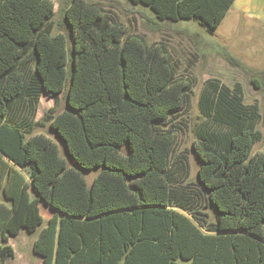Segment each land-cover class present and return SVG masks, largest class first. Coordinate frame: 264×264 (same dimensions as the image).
Instances as JSON below:
<instances>
[{"label": "trees", "instance_id": "16d2710c", "mask_svg": "<svg viewBox=\"0 0 264 264\" xmlns=\"http://www.w3.org/2000/svg\"><path fill=\"white\" fill-rule=\"evenodd\" d=\"M129 1L210 33L234 2ZM54 5L0 0V264L14 256L10 237L43 224L40 201L53 210L33 243L42 264H264V152L249 153L255 134L239 129L223 151L194 143L200 189H185L175 173L187 174L188 164L175 159L169 120L187 104L191 80L177 74L164 44L129 33L85 0L65 8L68 46L65 34L52 33ZM28 57L53 100L49 127L78 169L49 137L32 134L38 121L20 122ZM61 95L66 109L58 111ZM94 167L88 185L82 171Z\"/></svg>", "mask_w": 264, "mask_h": 264}, {"label": "rangeland", "instance_id": "374dc122", "mask_svg": "<svg viewBox=\"0 0 264 264\" xmlns=\"http://www.w3.org/2000/svg\"><path fill=\"white\" fill-rule=\"evenodd\" d=\"M53 1L52 33L65 34L70 46L64 18L70 0ZM85 1L101 8L110 20L122 23L129 33L140 35L147 43L164 44L177 74L191 80L187 104L169 120L176 126L175 159H186L188 164L187 174L181 168L175 173L179 185L189 188L190 192L200 189L197 182L200 161L193 149L194 143L207 150L223 151L233 134L247 128L256 138L249 153L264 152V16L246 21L232 6L216 30L210 33L193 19L158 20L149 8L129 0ZM67 68L69 70L70 65ZM27 69L28 87L17 102L20 122L32 127L38 121L40 125L33 126L32 134L42 133L49 137L67 166L78 169L45 118L53 100L39 88L32 57H28ZM64 109L66 101L61 95L58 111ZM100 169L82 171L88 185ZM30 193L34 196L32 190ZM39 208L43 224L35 232L21 229L9 238L14 256L7 259L6 264H42V258L33 251V243L53 210L42 201ZM202 211L208 213V221L213 220L211 206L203 207ZM178 263L187 264V261L178 259Z\"/></svg>", "mask_w": 264, "mask_h": 264}, {"label": "crops", "instance_id": "0c3cea01", "mask_svg": "<svg viewBox=\"0 0 264 264\" xmlns=\"http://www.w3.org/2000/svg\"><path fill=\"white\" fill-rule=\"evenodd\" d=\"M239 16L247 20H256L264 16V0H234Z\"/></svg>", "mask_w": 264, "mask_h": 264}]
</instances>
